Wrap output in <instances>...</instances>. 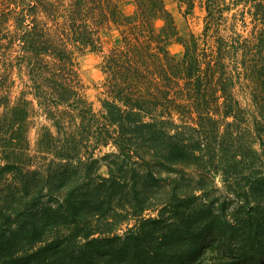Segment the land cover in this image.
<instances>
[{"label": "trees", "instance_id": "1", "mask_svg": "<svg viewBox=\"0 0 264 264\" xmlns=\"http://www.w3.org/2000/svg\"><path fill=\"white\" fill-rule=\"evenodd\" d=\"M203 7L186 35L166 0H0V264H264V148L242 138L264 144V0ZM219 173L232 214L209 207Z\"/></svg>", "mask_w": 264, "mask_h": 264}, {"label": "rangeland", "instance_id": "2", "mask_svg": "<svg viewBox=\"0 0 264 264\" xmlns=\"http://www.w3.org/2000/svg\"><path fill=\"white\" fill-rule=\"evenodd\" d=\"M167 7L173 13L174 18L184 34H189L190 32H195L196 34H200L203 31L205 24V9L203 7V0H196L195 7L192 12L186 13V6L181 8L180 4L176 0H166ZM126 10L128 12L132 11L133 7L131 5H126ZM115 36H108L106 38V47L105 50L110 48L111 45L114 44ZM171 50L175 54H181L184 51V46L179 42H174L171 45ZM106 51H87L86 53L79 56V67L81 71V75L85 84V93L89 100L93 103V107L95 110L101 109L103 97L102 91L104 90L103 82H104V72L102 70V63L104 59V54ZM16 78H18L16 76ZM19 83V82H18ZM20 87L18 86L17 89ZM14 94H18V91ZM30 131V139L32 148L35 147L36 139L38 136L39 129L43 125H50L51 122L46 118L45 114L37 112L33 115ZM244 141L254 140V147L258 151H261L264 148V144L261 141V137L257 136V133L250 134L246 132L242 135ZM247 144V142H246ZM111 147H107L104 149L105 152L111 151ZM261 162H264V158H261ZM259 163V169L264 171V165ZM247 177L250 179L253 177L251 172L244 171L240 174L239 179L242 184L248 181ZM209 186L213 187L210 192V198L214 201L213 206H209L213 208L215 211L224 212L227 214H232L238 208H240V201L235 193L230 192L225 185V181L223 180V175L216 174L212 181H209ZM129 207V206H127ZM156 210H148L146 211L147 215H157Z\"/></svg>", "mask_w": 264, "mask_h": 264}]
</instances>
